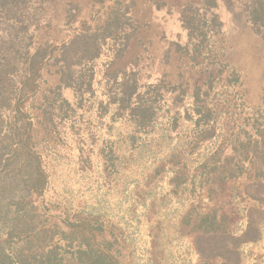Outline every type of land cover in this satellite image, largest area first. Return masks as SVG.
<instances>
[{"label": "trees", "instance_id": "trees-1", "mask_svg": "<svg viewBox=\"0 0 264 264\" xmlns=\"http://www.w3.org/2000/svg\"><path fill=\"white\" fill-rule=\"evenodd\" d=\"M219 2L236 27L264 40V0L184 5L187 42L179 52L195 65L223 27ZM134 6L91 0L83 18L77 0H0V264H126L118 224L95 208L61 210L46 199L49 163L61 159L64 139L78 144L80 173L84 164L98 165L96 158L103 186L131 188L145 207L153 254L171 229L159 206L174 201L181 210L172 227L190 241L196 264H242V246L262 239L264 89L260 108L217 112L210 99L222 70L203 73L191 91L184 82L140 86L132 70L114 69L137 37ZM105 48L113 86L95 103L94 63ZM46 76L56 78L55 87L43 88ZM92 117L96 126L105 117L119 125L115 138L97 140ZM163 183L169 190L160 194ZM227 192L243 231L226 208Z\"/></svg>", "mask_w": 264, "mask_h": 264}, {"label": "rangeland", "instance_id": "rangeland-1", "mask_svg": "<svg viewBox=\"0 0 264 264\" xmlns=\"http://www.w3.org/2000/svg\"><path fill=\"white\" fill-rule=\"evenodd\" d=\"M77 1L83 9L82 16L85 18L87 16L85 14L90 10L92 12L91 0ZM114 1L116 0H109L110 4ZM198 1L134 0L135 6L131 9V15L140 27L127 54L114 66V69L132 70L142 87L159 81L172 85L184 82L190 91L193 85L199 82L203 73L222 70L221 75L214 79L211 93L210 105L214 110L220 112L221 109H230L241 112L262 107L264 40L249 28L236 27L230 13L221 2L218 3L217 14L223 27L211 39L210 45L200 59V65L191 63L184 53L179 52V46L182 47L187 42L186 32L181 23L182 8L184 5L196 4ZM112 56L111 51L105 48L101 58L94 63L95 95L92 98L95 103L97 100L106 99L104 94L107 85L109 88L113 86L106 77ZM213 62L216 64L213 68L207 65ZM51 76L45 77L44 89L56 86V78ZM65 96L69 100L74 98L71 92H65ZM187 98L188 104L191 103L190 97ZM91 104L92 100L90 103L87 101L85 106ZM91 121L95 130L92 133L97 140L115 138V128L119 125L113 128L108 117H105L101 126L99 124L96 126L97 118L92 117ZM91 143L92 139L89 144ZM76 144L74 139L70 141L64 139L59 143L58 156L61 159L49 163L51 184L46 194L47 201L60 206L61 210L95 208L100 214L106 215L109 221L118 224L127 239L122 249L127 255L126 264H196L197 256L190 241L179 235L172 227L176 214L181 210V206L178 205L180 203L174 201L166 209L164 205L159 206L164 210L162 217L165 223L164 229L168 227L171 229L163 233L161 245L153 254L143 204L135 201L131 188H123V191L118 188L113 189L112 185L103 186L97 175L101 163L99 164L96 158L94 160L98 165L90 169L84 164L86 171L80 173L81 167L79 163L77 164L78 153L75 152ZM98 146L100 147L101 143ZM168 190L167 184L163 183L158 187L157 192L165 194ZM226 195L224 200L226 208L234 215L236 228L243 231L245 223L237 219L239 205L231 201L228 192ZM241 253L242 264H264V227L262 239L257 243L242 246Z\"/></svg>", "mask_w": 264, "mask_h": 264}]
</instances>
